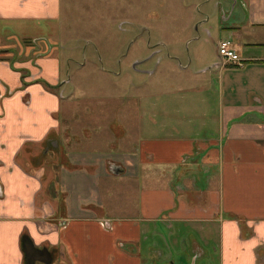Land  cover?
Segmentation results:
<instances>
[{
  "label": "crops",
  "instance_id": "obj_1",
  "mask_svg": "<svg viewBox=\"0 0 264 264\" xmlns=\"http://www.w3.org/2000/svg\"><path fill=\"white\" fill-rule=\"evenodd\" d=\"M216 5L219 37L197 38L216 53L180 63L215 96V129L161 134L146 118L137 148L93 152L100 125L61 119L75 91L63 0H0V264H264V0Z\"/></svg>",
  "mask_w": 264,
  "mask_h": 264
},
{
  "label": "rangeland",
  "instance_id": "obj_2",
  "mask_svg": "<svg viewBox=\"0 0 264 264\" xmlns=\"http://www.w3.org/2000/svg\"><path fill=\"white\" fill-rule=\"evenodd\" d=\"M217 1L63 0L59 38L68 49L66 57H70V70L67 73L65 67L64 75L70 76L69 89L74 86L75 91L66 103L69 107L73 103V110L66 108L60 117L64 123L75 115L81 124L100 125L91 129L88 150L118 152L137 148V125L146 118L156 121L154 130L161 134L185 133L187 128L186 133L193 136L201 134L203 128L210 133L215 129V96L205 89L198 90L209 86L203 85L204 79H196L194 61L187 69L180 63L195 60L202 50L216 53L215 45L209 41L199 45L197 38L205 42L211 36L219 37L226 21L224 13L216 11ZM43 31L47 33L45 27ZM8 42L19 44L16 39ZM150 42L171 45H160L163 51L153 55V49L160 47L149 46ZM146 54L149 60L141 66L140 55ZM151 66L158 67L153 76L140 72ZM203 123L210 125L203 127ZM135 134L136 142L127 146L126 140ZM128 184L123 180L118 185L121 197L129 192Z\"/></svg>",
  "mask_w": 264,
  "mask_h": 264
},
{
  "label": "built area",
  "instance_id": "obj_3",
  "mask_svg": "<svg viewBox=\"0 0 264 264\" xmlns=\"http://www.w3.org/2000/svg\"><path fill=\"white\" fill-rule=\"evenodd\" d=\"M219 53L221 57L229 63H236L238 65L243 64L242 59L236 52V49L234 48L233 43L230 40H223L220 42Z\"/></svg>",
  "mask_w": 264,
  "mask_h": 264
},
{
  "label": "water",
  "instance_id": "obj_4",
  "mask_svg": "<svg viewBox=\"0 0 264 264\" xmlns=\"http://www.w3.org/2000/svg\"><path fill=\"white\" fill-rule=\"evenodd\" d=\"M34 255H32V254H29L28 256H27V258H28V264H36V261H37V259L35 258V256L33 257Z\"/></svg>",
  "mask_w": 264,
  "mask_h": 264
}]
</instances>
